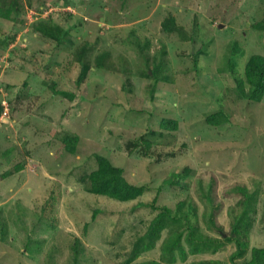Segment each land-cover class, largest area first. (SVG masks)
<instances>
[{
    "label": "rangeland",
    "instance_id": "rangeland-1",
    "mask_svg": "<svg viewBox=\"0 0 264 264\" xmlns=\"http://www.w3.org/2000/svg\"><path fill=\"white\" fill-rule=\"evenodd\" d=\"M19 1L17 17L0 16V37L16 36L0 49V264H245L264 247V98L242 97L237 82L249 56L264 55V0ZM171 15L177 25L164 30ZM48 16L67 32L61 43L37 28ZM221 108L230 120L210 124ZM67 135L79 136L76 150L59 153ZM95 153L148 189L127 202L88 192ZM241 186L257 194L246 252L233 258ZM156 195L173 215L193 204V222L150 234L159 209L139 203Z\"/></svg>",
    "mask_w": 264,
    "mask_h": 264
},
{
    "label": "trees",
    "instance_id": "trees-1",
    "mask_svg": "<svg viewBox=\"0 0 264 264\" xmlns=\"http://www.w3.org/2000/svg\"><path fill=\"white\" fill-rule=\"evenodd\" d=\"M7 2V0H5ZM2 0L3 5H0V16L5 18H12L13 12L15 13V17L18 16V12L24 9V6L20 4L21 1L19 0H10L8 5L6 2ZM69 3L68 1H66ZM6 5V6H4ZM17 15V16H16ZM52 16V15H51ZM38 30L51 38L56 39L59 43L63 41L64 35L67 33L65 29H63L58 23L54 22L49 16L48 18H44V20L36 22ZM164 30H173L177 23L174 16H169L166 20H164L163 24ZM258 30L264 29L263 22H259L256 24V29ZM16 36L13 34L12 38L9 37L4 39L0 37V49L3 47L4 49L9 48L13 39ZM132 43L137 47V51L139 54H143L145 58H151V53L146 52L149 50L150 41L144 43L140 38L136 37L132 39ZM3 45V46H1ZM165 46L162 52H165ZM145 49V50H144ZM148 49V50H147ZM148 55V56H147ZM101 56V55H100ZM103 59V57L101 58ZM231 63V70H234L237 66L236 59L232 58L230 60ZM89 69V65L87 63H83L82 73L79 77V82L83 81L87 71ZM152 76H155L156 81L161 80L160 75L154 69L151 68ZM242 76L237 80L238 82V90L239 94L242 97L248 98L252 101H262L264 98V55L263 54H252L249 56L247 61L245 62L242 68ZM148 76L151 74L148 72L145 73ZM54 92L56 94L62 93L66 94V91L57 90L54 88ZM3 107L0 106V112L3 111ZM207 120L210 124L213 125H221L230 120V115L224 109H219L217 111L211 112L207 115ZM161 127L164 129L169 130H177L178 129V121L176 119L171 118H164L161 123ZM79 136L74 135H67L63 138V146L60 147V152L69 151L74 153L76 150V146L79 143ZM150 145V141L147 142V146ZM95 159V167L92 171L85 177L83 176L81 179L86 185V190L90 193H94L97 195L107 196L109 198L127 202L132 201L140 197L144 192L148 189L146 185H136L131 183L124 174V168L116 165L108 156L102 155L100 153H95L93 155ZM24 168V164L20 163L16 166V169L20 170ZM188 170L185 173H173L171 177L165 180V184H180L181 178L185 177L188 174ZM212 187V184H211ZM160 189V188H159ZM243 192L246 194L245 199V209L243 210L242 215L238 218L237 222L233 225L232 231L230 236L226 238V240L234 241L237 245V251L232 256L233 258L241 257L246 252V242L241 239L240 235L242 234L243 230H247L249 227V218H250V211L255 209L256 203V194L257 192L249 193L244 186H241ZM209 201L211 202L212 206L214 207V202H217V198L212 195H208ZM158 200V195H156L153 201L149 204L146 203H139L140 205H150L153 209H159L158 214L152 219L148 232L155 233L160 226H166L169 223H173L177 225L176 222L178 220H188V224H191L192 216L194 215L193 212L195 210V206L193 204H189L187 213H180V214H172L171 208L168 206H158L156 205ZM180 205V206H179ZM178 206L182 207L183 203H180ZM220 205V204H219ZM217 205V206H219ZM213 210H215L213 208ZM99 210H95L93 212L94 217L97 216ZM187 214V215H186ZM170 217V218H169ZM87 227V226H86ZM191 227V226H190ZM189 227V234L193 231L190 230ZM181 235L178 234L177 240ZM210 241V239H205V242ZM75 255L78 256V252L80 251V246L78 240H76V244L74 246ZM245 264H264V247H255L252 249L251 258L245 262Z\"/></svg>",
    "mask_w": 264,
    "mask_h": 264
},
{
    "label": "built area",
    "instance_id": "built-area-1",
    "mask_svg": "<svg viewBox=\"0 0 264 264\" xmlns=\"http://www.w3.org/2000/svg\"><path fill=\"white\" fill-rule=\"evenodd\" d=\"M49 10H51V8H50V9H47V8H46V11H47V12H48ZM52 11H53V9L51 10V12H52ZM6 110H7V106H6Z\"/></svg>",
    "mask_w": 264,
    "mask_h": 264
},
{
    "label": "clouds",
    "instance_id": "clouds-1",
    "mask_svg": "<svg viewBox=\"0 0 264 264\" xmlns=\"http://www.w3.org/2000/svg\"><path fill=\"white\" fill-rule=\"evenodd\" d=\"M49 5H51V4H49ZM52 12H53V11H52ZM52 12H50V13H52ZM49 15H51V14H49ZM36 20H39V19H38V18H36ZM3 111H4V108H3ZM3 111H2V112H3Z\"/></svg>",
    "mask_w": 264,
    "mask_h": 264
}]
</instances>
